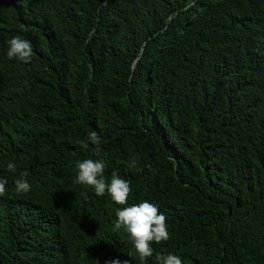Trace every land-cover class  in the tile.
Segmentation results:
<instances>
[{"label":"trees","instance_id":"1","mask_svg":"<svg viewBox=\"0 0 264 264\" xmlns=\"http://www.w3.org/2000/svg\"><path fill=\"white\" fill-rule=\"evenodd\" d=\"M85 159L127 205L75 183ZM0 179V264H142L114 223L145 200L170 239L143 264H264V0H0Z\"/></svg>","mask_w":264,"mask_h":264},{"label":"clouds","instance_id":"2","mask_svg":"<svg viewBox=\"0 0 264 264\" xmlns=\"http://www.w3.org/2000/svg\"><path fill=\"white\" fill-rule=\"evenodd\" d=\"M7 56L16 58L23 63H31L33 57V46L30 41L21 38L19 35L14 36L8 42ZM101 138L96 131H92L85 141L80 145L83 149H88L89 144L93 147L94 155L101 153L99 147ZM77 174L75 183L86 188H92L97 197H103L105 194L111 201L120 206L128 204V198L131 192L130 182L127 179L119 178L116 172L112 173L110 183L104 178L105 162L100 160L85 159L77 162ZM16 165L8 163L7 170L14 172ZM27 172L22 173V177L15 179V192L17 194H26L31 191V186L26 179ZM8 184L7 179H0V197L5 196ZM116 220L114 230H123L131 241L132 248L137 254L139 260L143 262L153 256L152 244L157 245L170 239L166 216L160 213L159 208L147 200L139 204H133L126 207H118L115 210ZM159 264H182V259L174 254L167 256H158ZM106 264H122L119 259L107 261ZM128 264V261H123Z\"/></svg>","mask_w":264,"mask_h":264}]
</instances>
